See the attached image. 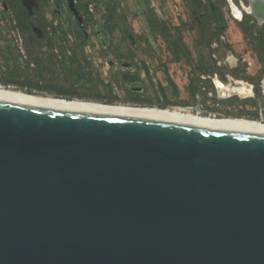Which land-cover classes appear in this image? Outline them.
<instances>
[{"label":"water","instance_id":"obj_1","mask_svg":"<svg viewBox=\"0 0 264 264\" xmlns=\"http://www.w3.org/2000/svg\"><path fill=\"white\" fill-rule=\"evenodd\" d=\"M0 264H264V134L0 102Z\"/></svg>","mask_w":264,"mask_h":264},{"label":"rangeland","instance_id":"obj_2","mask_svg":"<svg viewBox=\"0 0 264 264\" xmlns=\"http://www.w3.org/2000/svg\"><path fill=\"white\" fill-rule=\"evenodd\" d=\"M34 1L36 8L38 3ZM209 1L214 6L220 5V0ZM231 1L249 20L241 9L246 6L245 1ZM87 3L93 13L88 22L83 18L76 21L70 15L71 0L70 8L64 0L40 2L42 15L56 30L59 41L75 43L73 48H77L74 55L81 66L77 69L79 74L67 78L59 63L48 68L37 57L39 66L29 64L25 48L19 46L21 42L12 31L16 4L13 0H0V88L65 101L127 107L137 103L144 108L159 109L181 105L188 95V83L198 84L203 72L216 73L217 63L221 65L219 72L226 73L225 61L229 57L238 61V72L248 74L259 71L255 54L264 58V48L258 43H249L254 53L250 50L238 28L239 21L226 5L220 8L227 30L224 39H217L201 30L208 24L210 12L205 7L192 9L182 0H87ZM194 12L201 15V26L193 21ZM78 22L86 29V37L79 32ZM209 28L212 33L216 31V26ZM35 33L39 34L37 30ZM179 33L182 43L173 37ZM65 35H70L72 41ZM138 76L141 79L135 90L138 94L128 93L126 82ZM201 81L208 85L209 80ZM58 92L63 95H56ZM64 94L76 95L72 98Z\"/></svg>","mask_w":264,"mask_h":264},{"label":"flooded vegetation","instance_id":"obj_3","mask_svg":"<svg viewBox=\"0 0 264 264\" xmlns=\"http://www.w3.org/2000/svg\"><path fill=\"white\" fill-rule=\"evenodd\" d=\"M13 1L17 7L15 9V16L12 17L11 15L13 23L12 31H14L21 42L19 43V46H23L25 48V53L29 56V64L34 67L42 61L46 67L50 68L51 64L56 65L59 63L65 69L67 78L73 74H79L77 69H80L79 67L81 66L77 61V57L74 55L76 54L77 49L73 48L75 43H62L63 41H59L60 39L57 37L56 30L44 19L42 15L40 2L47 0H37L38 6L36 8L33 7L30 11L22 6L20 0ZM64 1L66 5L69 6V0ZM230 1L231 0H227L226 2V0H224L225 5L229 7ZM244 1L247 6V1ZM71 2L72 9L69 6L71 10L70 15H72V17L74 16L73 18H75L76 21L83 18L88 22L93 13L88 6L87 0H71ZM85 7L87 8V11H85ZM234 7L237 9L235 5ZM229 10L232 17L239 21L237 24L245 21V17L242 16V12L238 9L237 10L240 14L237 11L236 16L232 14L230 7ZM212 11V7H210L209 10L207 9V12ZM198 12L200 13L201 11ZM198 12L193 13L192 19L196 24L200 25L201 15ZM243 13L245 12L243 11ZM248 17L252 19L251 24H253L254 31L262 27L258 26L252 17L249 15ZM21 23L26 25L23 31L21 30ZM77 27L80 28L79 32L86 37V29L82 28L79 22L77 23ZM238 28L241 30L239 25ZM35 30H37L39 34L35 33ZM179 36L182 43L180 33L177 36L173 35V37L176 38V41L179 39ZM66 38L68 41H72L70 35L66 36ZM220 38L224 39V35L220 36ZM246 44L254 53L252 45L247 42ZM260 44L261 43H258L261 47ZM37 57L40 58V61ZM42 57H44V60ZM255 63L259 66V71L255 74L238 72V61L233 57H229L225 61L227 66L226 73L219 72V67L221 65L217 63L216 65L218 67V71L216 73L210 75L203 72L199 76L200 81L198 84L194 81L188 83V95L185 101H182L181 105L176 107L174 105L160 106L159 110H168L170 112L174 111L179 114L181 113L209 122H223L246 126H264V58H260L255 54ZM129 70L130 68L128 67L126 71L129 72ZM201 80H209V83L206 82L208 85L202 84ZM79 82V80L76 81L74 85L76 86ZM139 82H141L139 76L137 79L126 82L125 90L131 94H138L135 90H138L137 86ZM56 95L61 96L63 94L58 92ZM75 95L64 94V96L72 98L75 97ZM112 101L113 100H110V102ZM137 105L139 104H133L134 107L144 108Z\"/></svg>","mask_w":264,"mask_h":264},{"label":"bare ground","instance_id":"obj_4","mask_svg":"<svg viewBox=\"0 0 264 264\" xmlns=\"http://www.w3.org/2000/svg\"><path fill=\"white\" fill-rule=\"evenodd\" d=\"M236 12L237 10L235 8L233 9L232 7V14L234 16L237 15ZM0 102L115 117L164 121L196 127L264 134V126H246L223 122H209L202 119H196L181 113L179 114L177 112H170L168 110H159L155 108L152 109L127 106H106L94 103H83L79 101H59L45 97L27 95L21 92L3 88H0Z\"/></svg>","mask_w":264,"mask_h":264},{"label":"trees","instance_id":"obj_5","mask_svg":"<svg viewBox=\"0 0 264 264\" xmlns=\"http://www.w3.org/2000/svg\"><path fill=\"white\" fill-rule=\"evenodd\" d=\"M183 2L189 3V6H191L193 9H202V7H205L209 10L210 7L213 8V11L210 12L208 24L205 27H201V30L205 33V35L209 34L210 37L215 36L217 39L220 38V36H223L227 27L226 23L223 19V15L221 12L220 6H224L225 2L224 0H220L219 6H214L213 3H211L209 0H205V3H203L201 0H182ZM17 7V6H16ZM19 7V6H18ZM85 11H87V8L85 7ZM252 19L249 18V20L242 21L239 23V27L242 30V33L244 35V39L247 43H261V47H264V26L260 27L256 31L253 29V24H251ZM21 30L23 31L26 25L24 23H21ZM209 25L212 27L216 26V31H212L209 28ZM211 32V33H210ZM177 43H181V39L179 36V39L177 40Z\"/></svg>","mask_w":264,"mask_h":264}]
</instances>
